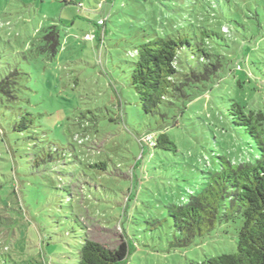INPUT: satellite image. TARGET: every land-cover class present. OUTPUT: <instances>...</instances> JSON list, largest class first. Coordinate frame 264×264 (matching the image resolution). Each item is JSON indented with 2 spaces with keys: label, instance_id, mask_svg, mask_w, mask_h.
I'll use <instances>...</instances> for the list:
<instances>
[{
  "label": "rangeland",
  "instance_id": "rangeland-1",
  "mask_svg": "<svg viewBox=\"0 0 264 264\" xmlns=\"http://www.w3.org/2000/svg\"><path fill=\"white\" fill-rule=\"evenodd\" d=\"M255 1L264 16V0ZM199 3L0 0V81L21 73L18 99L0 98V264H72L81 240L73 235L114 250L124 241L120 225L139 244L127 264H188L237 251L233 227L171 250L167 208L200 183L217 155L251 157L248 138L218 113L230 99L264 110V36L238 47L233 71L227 68L209 96L164 103V116L145 115L128 81L136 46L195 23ZM53 26L61 46L55 57L43 50ZM23 114H31L34 129L20 133ZM162 131L176 153L144 141ZM88 184L98 188L94 197Z\"/></svg>",
  "mask_w": 264,
  "mask_h": 264
},
{
  "label": "trees",
  "instance_id": "trees-1",
  "mask_svg": "<svg viewBox=\"0 0 264 264\" xmlns=\"http://www.w3.org/2000/svg\"><path fill=\"white\" fill-rule=\"evenodd\" d=\"M254 1L197 0L200 10L195 15V23L166 32L163 37L156 34L136 46L132 54L136 60L131 63L128 81L145 115L164 116L161 112L164 103L209 96L229 65L234 63L238 47L253 44L257 37L264 36V16L259 13L261 3ZM100 21L103 24L98 23V26H103L104 20ZM43 40L46 43L43 50L51 51V57H55L61 50L58 28H48ZM237 66L236 70L241 68ZM230 67L228 71H233ZM20 75L19 70H15L0 81V98L18 99L17 77ZM237 84L243 90L244 82L239 80ZM228 101L218 114L237 135L244 134L248 138L246 152L251 157L237 162L224 154L217 155L215 166L202 171L200 183L186 192L179 204L168 206L174 232L169 248H188L216 227H222L225 233L233 227L238 236L237 251L207 256L201 262L188 264H264V110L257 108V104L250 108L237 99ZM30 117L31 114L21 115L20 125L15 130L20 133L33 130L34 122ZM144 141L150 149L177 152L176 144L165 131L148 134ZM47 159L53 162L51 157ZM71 163L74 162H68ZM93 167L107 171L104 163H95ZM85 186L94 197L93 191L98 188L91 184ZM94 201L97 202L96 198ZM2 222L0 215V232ZM73 226L79 228L76 231L83 229L79 222ZM120 226L124 241L114 250L89 237L73 235L81 240L72 264H127L139 244L132 243Z\"/></svg>",
  "mask_w": 264,
  "mask_h": 264
},
{
  "label": "built area",
  "instance_id": "built-area-1",
  "mask_svg": "<svg viewBox=\"0 0 264 264\" xmlns=\"http://www.w3.org/2000/svg\"><path fill=\"white\" fill-rule=\"evenodd\" d=\"M99 23H100V24H103V21H100ZM95 37H96V36H95L94 34H87V35H86V39H87V40H93V39H95Z\"/></svg>",
  "mask_w": 264,
  "mask_h": 264
}]
</instances>
